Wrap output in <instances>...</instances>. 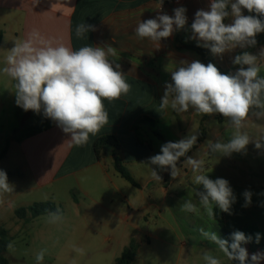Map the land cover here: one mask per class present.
Wrapping results in <instances>:
<instances>
[{
    "label": "crops",
    "instance_id": "crops-1",
    "mask_svg": "<svg viewBox=\"0 0 264 264\" xmlns=\"http://www.w3.org/2000/svg\"><path fill=\"white\" fill-rule=\"evenodd\" d=\"M174 1L0 0V70L2 65L6 66L5 58L15 41L23 40L37 30L54 45L62 43L74 51L83 46L110 44L116 55L109 59L120 65V71L130 85L129 91L118 99L103 101L108 122L96 135L90 134L88 142L82 146L75 145L55 121L49 130L20 142L11 140L0 164L5 165L3 171L13 190H0V197L4 198L0 209L8 208L16 215L19 208L12 207V203L18 200L20 193L48 190L54 196L55 192L49 189L55 188L57 193L69 196V222L74 225L71 236L93 233L100 239L112 240L121 234L120 237L126 240L124 250L128 241L131 243L140 235H147L143 221L148 224L150 217L162 219L168 212L181 227V232L165 220L162 225L154 224L148 235L151 249L145 250L149 252V264H206L203 260L205 252L217 257L221 264H236L200 232L201 228L210 232L206 227H211L212 232L228 240L218 222L200 205L197 191L203 192L204 188L193 182L194 173L186 164V158L182 157L178 162L179 175L175 179L170 170L161 171L147 164L149 157L160 152L161 145L195 134L198 135L197 143L187 155L206 160L204 174L212 180L224 178L229 181L236 198L231 214L222 212L225 229L234 232L254 228L264 235V148L255 147L256 139L264 137V118L257 119L250 114L245 122L241 131L251 137L245 152L222 156L210 151L209 142L226 143L231 139L234 129L229 118L220 122L217 113L199 114L191 108L178 113L171 107L160 108L165 84L172 82L170 72L180 66L179 62L199 60L203 63L201 57L186 46H197V41L190 39L191 24L197 10L207 11L211 3V0H179L178 4ZM181 6L187 9L188 22L184 29L175 31L160 43L136 35L135 28L140 22L164 13L174 15L173 9ZM242 11L249 15L246 9ZM83 22L93 25L95 30L77 38L76 26ZM231 22V17L226 18L225 23ZM262 47L264 43L244 49L237 47L222 57L211 56L215 65L228 74L239 67L232 63L236 55L245 51L257 54ZM257 64L259 75L264 77V59H258ZM14 90L15 87L12 94ZM41 116L44 122L40 128L45 126L43 110ZM201 136L202 141H199ZM105 138L108 141L103 143ZM116 159L138 187L116 171ZM152 168L162 177L161 181L153 179ZM127 185L138 194L135 195ZM246 190L252 193L248 206H244ZM187 200L197 206V212L181 211L180 206ZM9 220L19 229L21 220L18 222L12 215ZM183 220L186 226L182 225ZM87 224L89 232L85 231ZM124 224H130L132 231L121 227ZM2 226L6 227V224ZM179 236L185 239L184 242L169 241L180 240ZM147 243L150 246L149 238ZM243 246L249 257L253 253H264L254 244Z\"/></svg>",
    "mask_w": 264,
    "mask_h": 264
},
{
    "label": "clouds",
    "instance_id": "clouds-1",
    "mask_svg": "<svg viewBox=\"0 0 264 264\" xmlns=\"http://www.w3.org/2000/svg\"><path fill=\"white\" fill-rule=\"evenodd\" d=\"M247 10L244 15L242 10ZM187 9L183 6L173 9L174 15L160 14L154 19L140 22L135 28L136 35L159 42L185 28L188 20ZM231 23H225L226 18ZM264 0H211L209 10H197L191 24L190 39L197 46L208 49L213 56L222 57L235 48L255 47L257 35L264 33ZM93 25L80 23L76 26L77 38L85 37L94 31ZM110 44L83 46L79 50L64 44H53L39 31L33 30L27 38L15 41L5 58V67L0 70L15 81L16 103L25 111L32 110L55 121L69 134L71 141L82 146L89 136L96 135L108 122V113L103 101L118 99L126 94L130 85L126 82L120 65L110 56H115ZM258 59H264V47L257 54L243 52L232 60L239 67L235 72L223 74L214 63L205 65L199 60L181 61L180 66L171 73V83L165 84L160 100V108L171 107L176 112H187L191 108L199 114H220L229 118L234 129L231 139L222 143L209 142L212 153L230 156L232 153L245 152L251 137L241 131L249 115L264 118V77L259 75ZM198 135H187L177 142H166L160 152L148 158L147 164L161 171L170 170L175 179L179 175L178 162H185L193 170V182L202 185L204 191H197L200 205L210 217H215L213 204L219 210L229 213L235 196L229 181L224 178L212 180L204 174V161L187 155L197 143ZM264 137L256 139L255 147L264 148ZM198 173V174H197ZM152 177L161 181L162 177L152 168ZM7 174L0 170V190L11 192ZM13 186V185H12ZM245 205L251 203L252 193H243ZM183 212H197L191 200L180 206ZM59 211V210H58ZM58 219L57 214H51ZM202 236L217 245L219 251L230 261L238 264H261L264 253H249L243 245L251 242L252 237L242 231L231 233V242L220 238L215 232L200 229ZM260 239L256 236V242ZM11 248V244L8 245ZM82 252V249H76ZM45 251L36 255L37 264L44 260ZM206 264H221V261L205 252Z\"/></svg>",
    "mask_w": 264,
    "mask_h": 264
},
{
    "label": "rangeland",
    "instance_id": "rangeland-1",
    "mask_svg": "<svg viewBox=\"0 0 264 264\" xmlns=\"http://www.w3.org/2000/svg\"><path fill=\"white\" fill-rule=\"evenodd\" d=\"M3 68L4 66L2 65L1 70ZM13 87H15V81L0 71V154L8 149L11 140L23 141L27 138L26 135L29 132L39 131L44 122L41 112L25 111L17 105L15 97L16 88L13 92L14 95L11 92ZM0 170H5L3 163L0 164ZM127 187L134 191L135 195L138 194L137 190L128 185ZM49 190L52 193L55 192V195H51L48 190L33 192V194H28V192L21 194L19 192L20 196L18 200H13L12 207L27 209L35 204L51 203L59 210L57 214L58 219L54 218L51 214L36 218L30 217V214H28L26 219L21 220L16 215L11 214L8 208L4 207L0 209V227L6 224V227H4L7 231L12 230L9 234L11 248L8 247L5 253V258L9 263L37 264L35 257L41 250H44V260L41 264H115L116 260L121 257L126 242V240L120 237L121 234L112 240L100 239V237H97L93 233L74 234L71 236L70 232L74 228V225L69 222L70 212L67 205V203L69 204V196L67 193H57L55 188H50ZM9 196L7 195V198ZM2 201H4V198L0 197V202ZM11 215L17 221L21 220L19 229L14 228L11 220H9ZM153 218H148V224L146 221H143L147 235H140L135 241L138 245V256L133 264H149L147 257L149 252L145 250L151 249V237H148V235L151 234L154 224L162 225L163 220H165L166 224L181 232V227L171 218L168 212L163 214L162 219L156 220L155 217ZM177 219L180 221V217H177ZM181 222H183L182 225L186 226L187 223L184 220ZM143 225L139 224L144 229ZM165 226L170 228L167 225ZM121 227L132 231L130 224H124ZM206 229L212 232L211 227H206ZM85 231L89 232L88 224ZM179 237L180 240L169 241L177 244L184 242L185 239L182 236ZM148 238L150 246L147 243ZM129 243L130 241L126 243L127 247L130 245ZM76 249H82L83 251L78 252Z\"/></svg>",
    "mask_w": 264,
    "mask_h": 264
},
{
    "label": "trees",
    "instance_id": "trees-1",
    "mask_svg": "<svg viewBox=\"0 0 264 264\" xmlns=\"http://www.w3.org/2000/svg\"><path fill=\"white\" fill-rule=\"evenodd\" d=\"M249 14L254 15V13H249ZM261 18L264 19V17H261ZM263 35H264V33H259L257 35V37H256L257 44L264 43ZM0 40H1V34H0ZM186 48L188 50L193 51L196 54H198L201 57V59L203 60V63L205 65H207L210 62L215 64V60L211 56V52L208 49L202 48V47H199L196 45H188V46H186ZM217 68L220 70L221 73L225 74V72L222 69H220L219 67H217ZM44 118H45V126L40 128V130L37 132H35V131L29 132V134L26 135L27 138L30 136H33L39 132H44L46 130H49L50 128L53 127V124H54L53 120L50 118H47L45 116H44ZM217 118L220 122L227 120V118L222 117L218 113H217ZM202 138L203 137L201 136L199 141H202ZM14 140L16 141V139H14ZM105 141H106V138L104 139L103 143H105ZM6 153H7V149L4 150L0 154V162L2 159H4V157L6 156ZM115 169L127 182L131 183L135 187H138L137 183L133 180V178L130 176V174L125 170V168L122 166V164L120 163V161L118 159H116V161H115ZM213 211L215 213V217L213 219L218 222L222 233L227 237L229 242H231V233H233V232H228L225 229L224 217H223L222 211H220L218 206H216V205H214ZM53 213H55V214L59 213V211L57 210L55 205H53L51 203H39V204H35V205H33L27 209L22 208V209L17 210L16 216L18 219L24 220L27 218L28 214H30V217L36 218L39 216H44V215L53 214ZM242 232L246 236L252 237L251 242H249L250 244H254L255 246H258L264 250V235H262L259 231H257L254 228L245 229ZM257 234H259V236H260L258 243L256 242ZM9 244H10L9 232L7 231V229L4 226H1L0 227V264H10L9 261L5 258V253L7 252ZM137 250H138L137 243L135 241H132L130 243V245L123 251L121 257L116 260L115 264H133L135 257H136V254H137ZM236 264H238L237 261H236Z\"/></svg>",
    "mask_w": 264,
    "mask_h": 264
},
{
    "label": "built area",
    "instance_id": "built-area-1",
    "mask_svg": "<svg viewBox=\"0 0 264 264\" xmlns=\"http://www.w3.org/2000/svg\"><path fill=\"white\" fill-rule=\"evenodd\" d=\"M179 2H180L179 0H175V1H174L175 4H178Z\"/></svg>",
    "mask_w": 264,
    "mask_h": 264
}]
</instances>
